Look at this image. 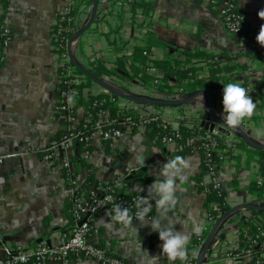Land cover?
Returning a JSON list of instances; mask_svg holds the SVG:
<instances>
[{
	"label": "crops",
	"instance_id": "0c3cea01",
	"mask_svg": "<svg viewBox=\"0 0 264 264\" xmlns=\"http://www.w3.org/2000/svg\"><path fill=\"white\" fill-rule=\"evenodd\" d=\"M2 1L0 22L2 20L4 27L9 29L10 44L2 47L0 43V155H17H10L0 162V238L10 246H29L41 237L56 245L70 230L65 203L70 200L71 191L58 162L46 160L43 156L49 141L59 129V121L54 114L53 95L57 59L51 51L50 27L62 6V0H6L4 8ZM151 1L155 8L150 20L160 41L180 48L199 47L207 52H225L230 59L245 62L244 74L230 80L239 83L244 81L245 88H253L264 81V46L256 41V35L264 24V19L258 16V11L264 9V0H238L245 12V26L249 28L254 42L253 45L248 43L245 46L227 32L218 14L204 0ZM109 4L108 0H98L97 11L100 14L97 18H101L105 10L110 8ZM117 9L115 5L114 10ZM87 17L86 14L82 15V23ZM90 27V31H85L71 43L74 59L81 65L84 63L86 68L88 62L80 51L81 43L84 52L90 51L97 56H102L103 51H110L102 35L107 31L105 23L93 22ZM122 33L127 48L138 41V31L132 25H124ZM156 49L157 55L169 52L167 48ZM92 88L95 91L101 90L98 85ZM187 106L194 110L187 109ZM170 107L175 115L174 126L183 113L176 107ZM184 108L188 112L198 113L206 126L215 123L209 116L205 94L185 104ZM214 112L223 121L222 112L216 109ZM262 116L264 105L256 107L253 115L244 119L250 125L249 134L243 122L237 127L254 141L264 144ZM179 151L165 143L155 144L141 128H136L131 137L111 142L94 140L89 162L95 178L101 182L115 176L130 179L127 191L146 193L153 203L150 219L144 222L132 220L128 227L112 222L109 210L99 213V245L107 252L133 264H169L167 257L161 253L163 242L158 232L153 231L147 222L158 218L162 226L173 227L176 232H185L188 236V253L195 235L211 229L207 227L205 194L198 188L196 181V176L201 173L198 155H182L189 162V167L183 172L186 179L182 183L177 179L178 187L174 193L177 202L167 213L162 214L157 209V197L150 194L149 186L155 180L163 179L160 175L163 164L174 158ZM230 156L218 173L229 205L255 201L250 185L258 178L256 154L240 149L239 155ZM210 180L208 174L202 177L204 184ZM248 214V209H238L232 215L233 226L236 220ZM109 222H112L110 228L107 226ZM197 226L199 232L194 231ZM223 233L222 225L214 234L203 264H226L215 251V246H219L223 240ZM151 256L159 258L154 260ZM72 262L98 264L81 255H74Z\"/></svg>",
	"mask_w": 264,
	"mask_h": 264
},
{
	"label": "trees",
	"instance_id": "16d2710c",
	"mask_svg": "<svg viewBox=\"0 0 264 264\" xmlns=\"http://www.w3.org/2000/svg\"><path fill=\"white\" fill-rule=\"evenodd\" d=\"M108 1H110V8L105 10L101 18H97L98 14H100L97 11L93 22L105 23L107 31L103 32L102 35L105 37V44L110 50L109 53L113 54V59L110 60L109 58L107 59L103 56H95L94 58H91L89 55L90 52H84L82 50V43L80 46V51L84 53L85 59L88 62L87 69L94 76L103 81H105L106 77L116 76L118 78L125 79V81L130 84L138 83L143 85L144 88H151L153 86V88L159 92L165 94H178L182 97L188 96L199 89H207L210 93L213 108L216 109V111L223 112V85L231 82L230 80L232 77L244 74L246 69L245 62L232 60L230 59L229 54L225 52H207L199 47H193L191 49L180 48L160 41L152 28V22L150 20L155 8V5L151 0ZM72 2L73 8L70 11L64 14H60L58 12L56 13L54 23L50 27L51 51L61 60L56 73V77L61 79V81L58 83V88L54 93V99H60L61 92L63 90H67L69 86H72L76 92L74 95L75 105H80L82 104L83 94L86 91L89 102L85 107H87V110L92 113V119L88 122V132H90L92 130V125H94V122L98 118L97 112L100 109L107 111L110 119H117L124 115H129L131 114V110L124 109V107L119 104V100L124 98L112 91L100 87L101 90L96 92V94L91 93L90 89L93 87L95 82L70 59L66 48L67 41L83 26H76V22L81 19V16L84 14L88 15L86 21L88 20L93 0H72ZM2 5L3 8L6 6V0L2 1ZM115 5L118 7L117 10H114ZM208 5L217 13V7L211 4ZM235 10L241 14L243 19V25L240 28V32L236 35L237 38L240 39L241 37H247L249 38V44L253 45V36L250 35L249 28L245 26V12L240 7L238 0ZM126 24L132 25L139 34V36H137L138 41L134 43L131 48L126 47L127 42L122 35L123 27ZM90 26L86 31H90L92 29ZM3 29L4 25L1 20L0 43L3 38L1 35ZM158 47L167 48V51L169 52L157 55L156 48ZM241 54L243 53H238V55ZM150 66H153L161 71V78L158 83L153 84L154 77L147 72V69ZM78 75L83 76L84 81L80 83L64 82V80H69L70 78ZM240 84L245 87L244 81ZM109 85L112 86L111 84ZM112 87L120 91L118 87L114 85ZM123 88L127 90L124 86ZM253 89L254 90L250 93V96L255 102L256 107L263 106L264 81L255 85ZM120 92L123 93V91ZM125 94L132 95L131 93ZM100 99H104V102L94 107L93 102L99 101ZM185 104L187 103H178L171 106L181 110L182 113V109ZM153 105L163 106L157 104ZM55 117L58 119L57 113L55 114ZM262 118L264 119L263 116ZM184 119L185 117L182 121ZM58 120L59 129L52 136L51 140L59 137L63 120ZM182 121L179 126L181 138L178 140V144L181 148H179V152L175 153L174 157L176 155L189 153L191 150V145L189 144L191 139H197L198 135L203 134L205 131V128L200 125L188 127V125H184ZM171 131L172 129L169 125H163L160 121H153L147 124L146 136L148 139L154 140L155 144H164L163 136L170 134ZM233 132L237 137L238 148L252 151L258 155V178L256 181L251 182L250 185V190L254 192L256 198L255 201L250 203L255 205H264V148L251 146L244 135L236 131ZM214 139L216 141V147L226 149V154L231 153L228 144H226L222 138L218 137V134L214 135ZM204 158V153H201V173L196 176V181L198 188L205 191L204 205L206 211L218 220L219 217L226 213L232 206H230L227 201L224 189L215 186L214 183H209L207 185L202 184V177L205 174H208V167ZM81 164L85 168V174L84 178L79 183V190L77 191V194L80 189L89 190L93 186L102 188L107 185L95 178L92 170V164L90 162L82 160ZM63 178H65V171H63ZM122 179L125 185H128L130 179H125L124 177H122ZM258 179L261 180V184L257 183ZM65 183L69 188L70 184L67 181H65ZM136 194L138 193L135 191H125L124 186L116 192L117 196H120L122 200H127L128 202H133L134 199L132 197ZM139 194L147 195L143 192H139ZM114 202L121 204V202ZM149 202L152 204V209L148 215L152 216L153 203L151 199H149ZM132 207L137 208L134 205L125 208H128L130 213L132 212ZM248 210L249 215L246 217V220L238 233L239 245L244 248L253 245L252 241L255 239L256 234H258V228L264 231V210ZM236 211L224 219L220 226H222L224 222L231 220L233 217L232 215ZM71 212L72 196L70 197V200L68 199L65 203V214L70 221V229L72 219ZM204 233L206 239L209 231ZM189 254L190 253H188V255ZM188 255L187 257H189Z\"/></svg>",
	"mask_w": 264,
	"mask_h": 264
},
{
	"label": "built area",
	"instance_id": "2783aa9c",
	"mask_svg": "<svg viewBox=\"0 0 264 264\" xmlns=\"http://www.w3.org/2000/svg\"><path fill=\"white\" fill-rule=\"evenodd\" d=\"M204 1L207 5L211 4L217 7V14L224 23L227 32L238 39L236 35L240 32L243 19L241 14L235 10L237 0ZM72 8V0H62V6L57 12L64 14ZM84 23L85 21L82 23V20L79 19L76 22V26L79 27L84 25ZM1 35L3 37L1 45L2 47H7L10 44L9 29L4 27ZM240 39L238 40L243 46L248 45L249 38L241 37ZM92 57H95L94 54ZM56 59L58 67L61 60L57 55ZM57 67L55 70L53 95L58 88V83L61 81V79L56 77ZM147 72L154 77L153 84L159 82L161 78V71L159 69L150 66ZM82 81H84V78L79 75L69 80H64L65 83H80ZM106 81L107 83L110 82L107 77L105 78ZM124 82L122 86L127 89V92H131V94H139L137 92L141 93L146 91L141 84ZM246 89L248 95L254 90L251 86ZM90 92L96 94L98 91L91 88ZM75 94V90L72 86H69L67 90L61 92V98L55 100L54 114L57 113L58 119L63 120V123L59 137L49 141L43 156L46 160L58 162V165L65 171L64 180L70 184L69 189L72 196L71 229L62 238L60 243L56 245L51 244L50 241L41 237L29 246H10L2 242L0 238V264H73L72 257L74 255H82L85 258L93 259L98 264H129V261L107 252L99 245L97 217L104 210H109L113 215V206L117 204L114 201L121 202L120 205L122 207H130L133 205L136 206L141 197H146L148 200L150 197L149 195H140L137 192L138 194L132 197L134 199L133 202L122 200L120 196L116 195V192L123 186L125 191H127V185H125L120 176H115L109 181L103 182L107 185L102 188L93 186L89 190L80 189L77 194L79 183L85 174V168L82 166L81 161L85 160L89 162L92 158V143L95 139L111 142L124 137H131L136 128H141L142 131H146L148 123L160 121L161 124H167L172 129L170 134L163 136L164 143L177 150L181 148L178 144V140L181 138L179 126L185 117L182 121L184 125H188V127L200 125L205 128L204 133L199 134L197 139H191L189 143L191 150L189 153L198 155L200 159L201 153H204V161L208 167V175H210L211 179L209 183H214L215 186L221 187L222 189H224V186L218 177V173L228 157H231L230 155L237 156L240 153V148L237 147V137L233 131L217 123H212L207 126L204 125V119L198 113L194 114L188 112L185 108L182 109L183 115L178 117V120L173 126L175 115L170 110V106L134 103L125 99H120L119 104L124 109H130L131 114L117 119H110L107 111L100 109L97 112L98 118L94 122V125H92V130L88 132V122L92 119V113L85 107L89 102L87 93L85 91L83 94L82 104L80 105H75ZM70 97L71 99H69ZM150 97L173 99L170 95L159 93ZM102 102H104V99L94 101L93 106L96 107ZM187 109L192 110L193 108L188 107ZM245 124L248 129L245 130L244 128V130L249 134L251 132L250 125L244 120L243 125ZM216 134L228 144L231 150L230 154H226V149L215 146L216 141L214 135ZM10 155L17 154L0 155V162ZM255 158L257 163H259L258 155ZM209 183L202 184L207 185ZM257 183L261 184V180L258 179ZM203 193L205 194V191ZM137 211V208L132 207V212L129 213L132 216V220H137L135 216ZM246 217L244 216V218L236 220L234 226L233 220H228L223 223V240L219 246H215V251L219 253V256L224 259L226 264H264V231L259 228L257 229L258 234H256L255 239L252 241L253 245L246 248L240 247L239 245L238 233ZM150 218L151 216L148 215L146 219ZM206 221L207 227L210 229L217 221V218L206 211ZM204 241L205 233H197L193 247L189 250V257L184 261L179 260L174 264H196V259L200 254Z\"/></svg>",
	"mask_w": 264,
	"mask_h": 264
},
{
	"label": "clouds",
	"instance_id": "9594fccd",
	"mask_svg": "<svg viewBox=\"0 0 264 264\" xmlns=\"http://www.w3.org/2000/svg\"><path fill=\"white\" fill-rule=\"evenodd\" d=\"M258 16L264 19V9L258 11ZM256 41L259 45L264 46V24L261 25ZM71 99V97L69 98ZM202 100V99H201ZM200 102V101H199ZM202 105V102H200ZM222 117L224 124L236 128L244 119L250 118L255 109L256 104L252 97L248 95L247 89L239 82H228L223 85L222 89ZM142 161V158H141ZM189 167V162L182 155H176L174 158L168 160L160 169L162 180H155L150 186V194H154L156 199V207L162 214L167 213L170 208L175 206L177 198L175 191L178 187L177 179L182 183L186 176L183 174L184 170ZM138 211L135 213L136 218L144 222L148 213L152 209V204L148 198L141 197L137 202ZM112 222L119 223L124 227L131 224L132 216L129 214V209L122 207L119 203L113 206ZM112 222L108 223V227L112 226ZM151 229L158 232L159 239L163 242L161 245V253L166 256L169 264H174L178 259L184 261L187 259L188 236L185 232H176L173 227H164L160 219L153 218L150 222ZM144 224V223H143ZM194 231L199 232L200 228L197 226ZM154 260L159 256H151Z\"/></svg>",
	"mask_w": 264,
	"mask_h": 264
},
{
	"label": "water",
	"instance_id": "95a60500",
	"mask_svg": "<svg viewBox=\"0 0 264 264\" xmlns=\"http://www.w3.org/2000/svg\"><path fill=\"white\" fill-rule=\"evenodd\" d=\"M97 4H98V0H93L92 2V6H91V13L90 16L88 18V20L86 21V23H84V25L75 33L73 34L69 40L67 41V51L69 54L70 59L88 76L90 77L99 87H102L104 89H107L109 91L114 92L115 94L121 96L124 99H127L131 102L134 103H142V104H157V105H163V106H171V105H175L178 103H190L192 102L195 98H197L200 95L205 94L207 97V108H208V113L210 118L212 119L213 122L220 124L221 126H223L224 128L230 129L232 131H236L241 133L242 135H244L248 141V143L253 146V147H258V148H264V144L263 143H258L256 141H254L251 137H249L242 129H240L239 127L236 128H231L227 125L224 124V121L220 120L215 112H214V108L211 102V97H210V93L207 89H199L197 91H195L194 93L185 96V97H179V98H175V99H160V98H151V97H140V96H134V95H129V94H125L122 93L118 90H116L115 88H113L112 86H110L107 82L97 78L96 76H94L86 67H84L83 65H81L80 63H78L71 52V43L72 41L79 37L80 35H82L87 29L88 27L93 23V20L95 18L96 12H97ZM247 208V209H257V210H264V205H255V204H251V203H239L236 205H233L226 213H224L223 215H221L219 217V219L214 223V225L211 227L208 236L206 237L203 247L200 251L199 256L196 259V264H203V259L205 257V254L208 250L209 245L211 244L214 234L217 231L218 227L220 226V224L222 223V221L224 219H226L231 213H233L234 211L240 209V208Z\"/></svg>",
	"mask_w": 264,
	"mask_h": 264
},
{
	"label": "rangeland",
	"instance_id": "374dc122",
	"mask_svg": "<svg viewBox=\"0 0 264 264\" xmlns=\"http://www.w3.org/2000/svg\"><path fill=\"white\" fill-rule=\"evenodd\" d=\"M86 23V22H85ZM86 52H90V51H86ZM103 57H107V59L109 58L108 56H110V54H109V51H103ZM93 53H89V55L90 56H93L92 55ZM80 56V55H79ZM94 56H96V55H94ZM112 56H113V54H111V58H109L110 60L111 59H113L112 58ZM81 57V56H80ZM80 59V58H79ZM80 61H82V57H81V60ZM79 61V62H80ZM87 62V61H86ZM88 64V63H87ZM83 65H85L84 63H83ZM84 67H87L86 65L84 66ZM112 77V78H111ZM108 79H109V81L110 82H108L109 84H111L112 86L114 85V86H116V87H118V89L120 90V91H123V93H131V92H127V90H125L124 88H123V86H122V83H125L124 81H125V79H121V78H117V77H113V76H110V77H107ZM107 82V81H106ZM116 84V85H115ZM96 84L94 83L93 84V86H95ZM118 85V86H117ZM120 86H122V87H120ZM146 89V91L145 92H137V93H139V94H132V95H134V96H140V97H150V96H154L155 94H157V93H159V94H165V93H162V92H159V91H157L155 88H153V86L151 87V88H145ZM167 95H170V97L172 98L173 97V99H175V98H178V97H180V95H178V94H167ZM182 97V96H181ZM204 105V104H203ZM202 105V106H203ZM194 107V106H193ZM203 108H206V106H203ZM208 231V230H207ZM207 231H205V232H207Z\"/></svg>",
	"mask_w": 264,
	"mask_h": 264
}]
</instances>
